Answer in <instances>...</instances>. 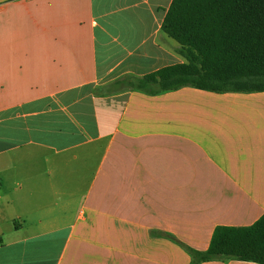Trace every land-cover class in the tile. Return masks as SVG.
<instances>
[{
  "label": "crops",
  "instance_id": "1",
  "mask_svg": "<svg viewBox=\"0 0 264 264\" xmlns=\"http://www.w3.org/2000/svg\"><path fill=\"white\" fill-rule=\"evenodd\" d=\"M170 2L0 0V264H189L155 233L263 214L264 90L128 88L183 61Z\"/></svg>",
  "mask_w": 264,
  "mask_h": 264
},
{
  "label": "trees",
  "instance_id": "2",
  "mask_svg": "<svg viewBox=\"0 0 264 264\" xmlns=\"http://www.w3.org/2000/svg\"><path fill=\"white\" fill-rule=\"evenodd\" d=\"M161 30L182 62L128 79V88L155 95L191 86L215 92L264 90V0H171ZM189 264L230 259L264 264V212L245 226L218 225L208 247L195 249L173 235Z\"/></svg>",
  "mask_w": 264,
  "mask_h": 264
}]
</instances>
